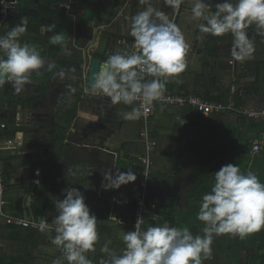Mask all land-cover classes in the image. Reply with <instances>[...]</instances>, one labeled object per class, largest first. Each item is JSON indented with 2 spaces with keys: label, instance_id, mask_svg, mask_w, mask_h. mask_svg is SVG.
Returning a JSON list of instances; mask_svg holds the SVG:
<instances>
[{
  "label": "crops",
  "instance_id": "crops-1",
  "mask_svg": "<svg viewBox=\"0 0 264 264\" xmlns=\"http://www.w3.org/2000/svg\"><path fill=\"white\" fill-rule=\"evenodd\" d=\"M67 1V4L70 3L69 9L65 10L62 6V12L65 15L64 22H60L58 19H38L36 23L37 33L33 38L37 40L38 44L29 46L38 51L45 60V65L32 72L29 76L31 84L27 83L24 87L33 86L35 89L32 97L26 100V104L29 99H32V103L27 105V109L23 111L25 120L21 115V107L16 112L13 100H17L19 94H16L14 88H8L13 91L9 96L0 99V103H5L9 108L8 114H3V117L5 119L14 118L17 123L27 125L32 133L33 142L41 143L39 146L29 149L25 144L23 134L17 133L16 136H21L19 139L25 146L22 154L32 153L44 157L43 154L48 148L47 159L52 162V168L48 174V184L55 186L58 191L68 187L76 188L77 180H82L84 176L86 180L82 181V187L92 178L90 183L94 180L97 193L109 195L111 189L106 191L103 188V184L107 183L104 176L109 172L115 175L117 170H132L136 174V181L126 184L134 188L141 179L139 165L135 161H126L123 154L129 152V156L132 157L142 153H134L137 152L136 150H140L137 144L144 146L141 138L134 141L138 134L140 137L137 130L140 122L139 120H128L119 129L125 114L121 109V104L113 105L110 98L100 96V94L92 95L91 90L87 87V71L84 68L85 53L94 56L95 47L90 46V42L96 35V28L102 30L99 34L113 36L119 30L117 28L116 31H110V29L114 23H119L125 27L119 31L120 36H131L129 34L131 18L129 19V15L128 19L122 16L127 6L131 4V0H126L121 11L108 26L100 27L96 24V18L99 15L103 17L107 15L113 0L110 1V5L107 4L109 1L107 0V5L104 8L97 6L95 8L96 4H92L98 0ZM15 2V10L22 14L14 15V18L21 20V18L27 17L29 19L34 15L37 0H15ZM73 5L77 9L75 8L74 14H69L70 16L67 17V11ZM92 9H95V16L89 19L87 25H82V18L88 15ZM88 29H92V34ZM56 34L63 37L62 41L58 44L50 43ZM261 59L262 54L256 57L255 63ZM58 61L76 64V67L59 68L57 67ZM255 74V67L251 66L246 71L245 77L236 86V89H239L237 92L240 97V107L246 110L264 107V89L260 95L252 96L243 91V85L253 82ZM230 83L225 85L224 92H221L223 87L217 85L216 94L218 96L224 94ZM5 85L8 86V83ZM5 85L3 86L5 87ZM78 91L80 94L76 96ZM73 94L76 96L74 101H72ZM102 100H109L107 102L110 103L105 105L107 102H101ZM233 102V96H230L228 104ZM73 108H75V113H72ZM93 115L98 119L93 121L91 119ZM69 120L70 123L66 128V123ZM188 121L192 127L195 125V120H187L185 125H188ZM141 124L142 129L143 121ZM206 128L208 134L203 135L207 131ZM148 131L150 140L152 138V141L156 143V156L152 162L154 171L149 180V202L153 206L152 211L157 216L163 215V205L165 202L172 201L171 214L174 220L172 226L186 227L193 236L203 235L202 229L205 225L197 219V214L202 197L209 193L214 185L212 175L201 182L199 171L210 158H213L216 152L228 148L232 164L238 165L244 174L255 173L259 181L264 183V118L247 119L244 116L223 114L212 119L202 120L195 130H187L179 115L172 119L165 111H156ZM58 135L63 136L60 144ZM255 144L260 147L258 151H253ZM119 149L123 150V154ZM56 157L58 159L54 161ZM76 168H78V172L75 171ZM28 194L27 205L30 209L31 194ZM21 218H24V213ZM30 218L29 220L33 221L32 213ZM115 225L119 226V221H116ZM30 228H35L38 231L36 227ZM257 244L258 241L255 240L253 233L247 234L243 238L232 234L214 235L211 258L203 260V264H259L258 257L261 253L257 250Z\"/></svg>",
  "mask_w": 264,
  "mask_h": 264
},
{
  "label": "clouds",
  "instance_id": "clouds-1",
  "mask_svg": "<svg viewBox=\"0 0 264 264\" xmlns=\"http://www.w3.org/2000/svg\"><path fill=\"white\" fill-rule=\"evenodd\" d=\"M149 0H141L148 3ZM173 11H178L184 0H165ZM216 11L206 0H195L191 8L194 20L203 21L198 27L202 33L223 36L231 33L234 37L232 57L237 61L251 59L255 44L249 38L247 29L255 24L264 34V0H221ZM28 19L21 18L11 31L0 35V86L10 83L16 94H20L29 82L33 71L41 69L45 60L34 47L21 44L19 38L27 31ZM139 50L133 54L110 55L99 67L91 85V94H103L113 105H131L141 100V107H133L124 114L127 120L139 119L141 108L158 100L166 90V81L186 68L185 56L189 45L180 28L150 3L145 10L131 18L129 33ZM63 37L56 34L50 40L58 44ZM6 57V58H5ZM151 80H145V76ZM93 121L98 117L93 115ZM39 175V171H37ZM132 170H117L104 176L107 183L104 190L119 189L122 185L135 182ZM39 183V181H37ZM64 198L54 200L55 232L52 243L62 248L69 264H91L84 255L94 251L98 241L97 217L85 203V197L78 188L63 190ZM197 219L205 225L203 235L193 236L188 228L149 226L142 229L143 217H137L134 230L123 235L125 251L115 254L108 247V241L101 251L110 259L102 264H203L210 259L214 235L232 234L244 237L264 227V183L253 172L244 174L238 165L226 164L214 173L211 191L202 197ZM51 225L41 220L38 228L50 230ZM54 264H60L55 261Z\"/></svg>",
  "mask_w": 264,
  "mask_h": 264
},
{
  "label": "trees",
  "instance_id": "trees-1",
  "mask_svg": "<svg viewBox=\"0 0 264 264\" xmlns=\"http://www.w3.org/2000/svg\"><path fill=\"white\" fill-rule=\"evenodd\" d=\"M135 1L136 0H132L131 4L127 6L122 14L123 17L128 19L129 15L130 19L140 11L145 10V6L143 7L142 3ZM67 2V0H37V7L34 15L28 19L27 31L19 38L20 43L28 44L30 46L38 44L37 40L33 38L35 33H37L36 23L38 19H58L60 22H64L65 15L62 12V6L66 5ZM125 2L126 0H113L112 6L107 15L105 17L99 15L96 18V24L98 27L108 26L121 11ZM206 2L211 5V12H215V5L216 3L221 2V0H206ZM232 2L235 3L236 0H232ZM194 3L195 0H184V3L181 4L180 9L176 12L174 17L173 22L180 28L189 48L185 56V70L177 76L169 77L167 79L165 91L172 94L196 95L206 100L216 101L227 105L231 87L239 84L241 79L245 77L246 71L253 66L256 70L255 80L244 84L243 91L249 96L260 95L264 89V51L261 48V46L264 45V42L261 45L257 44L255 46V52L253 54L254 56L262 54V59L257 63H252L250 60H245L243 62L236 60L234 80L231 81L227 91L222 96L216 94L218 78L231 77L232 71L230 69L221 68L219 65V58L216 56L214 50V45L218 40L212 38L211 34L202 33L199 30L198 25L203 21H197L192 18L189 10L194 6ZM150 5L154 9L164 12L170 20L173 19L172 16L174 11L170 6L166 5L165 0H151ZM148 6L149 4L146 7ZM19 13L22 14L14 9L11 17H8L7 19L0 18V35H5L20 22L19 18H14V15H18ZM117 25H119V23ZM130 26L131 22L129 28ZM251 29H255L256 32L253 38H250L249 36V31ZM118 30L120 31L119 28ZM119 31L115 33V35L110 36L108 42V47H110V49L114 48L117 40H134V38L129 35L121 37ZM247 33L254 44H256L258 39L263 36V34L260 33V30L256 28L255 24L247 29ZM222 37V42L233 44L234 37L231 33L225 34ZM190 50H194L195 53ZM0 55H3V53L0 52ZM99 59L102 62H105L107 57L102 56L99 57ZM57 67L74 68L76 67V64L58 61ZM150 79H152V77ZM145 80H147L146 76ZM11 92V89L0 86V99L4 96H9ZM79 94L80 91H78L76 96H79ZM233 97L235 106L240 107L239 93L236 92ZM31 101L32 99H29L27 105L32 103ZM133 107H137L136 104L125 105L121 103V109L125 113L130 112ZM156 111H165L170 117H172V119L179 115L187 130H195L202 120L212 119L203 118L195 110L190 108L178 111L175 108L168 106L156 107L153 109V115ZM72 113H75V108L72 109ZM153 115L149 119V129ZM238 117H242V115ZM70 120L67 121L66 128L68 127ZM134 120H139L140 122L137 127V130L140 133L142 119L139 118ZM187 120H195V125L192 127L190 121H188V125H185V123H187L185 121ZM125 121L128 120L122 118L119 129H121L122 124ZM0 122H3L7 129L5 132H0V140L3 137H15L17 133L21 132L25 144L29 149L41 144L39 141L33 142L32 133L27 125L17 123L14 119L7 120L3 118L0 119ZM206 134H208V130L203 133V135ZM62 135H58L59 144L63 139ZM137 139L140 140L139 134L134 141ZM151 140L153 139L151 138ZM154 144L156 148V143ZM137 147L140 148V150H136L137 152L134 153L142 152L141 154H136L142 155L144 146L142 144H137ZM155 148L154 154H152L151 157L152 162H154V157L156 156ZM119 150L123 154V150ZM47 151L48 148H46L43 157L42 155L32 153L11 155L8 150L0 149V171L3 185L6 188L1 195V199L5 201L6 204L1 209L2 215H0V264H54L55 261H59L60 264H69L64 257L62 248L57 247L52 243V239L56 236L54 232L51 230L38 232L35 228H23L7 222L8 217L21 218L23 216L22 202L24 197L30 193L31 203L29 206L33 221L36 224H39L41 220H46L49 225L55 224L54 218L57 213L55 211L54 200L64 198V188L58 191L55 186L48 184V174L52 168V162L47 159ZM128 153L129 152H125L123 158L129 162L135 161L134 157H130ZM58 157L60 158V156ZM58 157H56L54 161H57ZM231 160L232 157L228 154V148H223L216 152L213 158H210L200 168L199 177L201 182L203 179L212 175L214 183V173L219 171L223 165L231 163ZM214 162L216 163L213 165ZM139 169V172H141V166H139ZM37 171H39V175H37ZM75 171L78 172V168H76ZM153 171L154 166H151V177ZM85 180L86 178L84 176L82 177V180L78 179L76 188H78L84 195L85 203L89 206L91 212L97 217V232L99 238L94 245L95 250L87 251L84 255L91 261V264H102V261L110 259L108 253L101 251V248L108 241H111V243L108 244L109 249L114 251L115 254L122 255L125 251L126 246L123 241V235L126 231L133 230L137 190L131 185H125L121 186L118 190L111 189L109 195H99L96 190L97 188L94 186V180H92L91 183L89 180V183L85 182L86 184L83 187L81 186L82 181ZM37 181H39V183H37ZM114 197L117 199L114 200ZM148 203H150L149 199ZM172 204V201L165 202L163 205L164 214L158 216L159 220L156 226H163L165 222H167L169 226L173 225L174 220L171 214ZM149 215H155L152 209ZM116 221H119V226L115 225ZM149 226H155V224L148 222L144 229L146 230ZM253 234L255 240L258 241L257 250L261 253L258 257V262L259 264H264V227L257 232H253Z\"/></svg>",
  "mask_w": 264,
  "mask_h": 264
},
{
  "label": "built area",
  "instance_id": "built-area-1",
  "mask_svg": "<svg viewBox=\"0 0 264 264\" xmlns=\"http://www.w3.org/2000/svg\"><path fill=\"white\" fill-rule=\"evenodd\" d=\"M65 9H69L70 3L63 5ZM16 8L15 0H0V18L7 19L12 16V11ZM195 53L194 50H190ZM120 52L121 54H133L138 53L139 50L135 47V41H127L125 39L117 40L114 48L110 49V55L116 54ZM147 80H151V76L146 75ZM103 95V94H102ZM104 96V95H103ZM106 97V96H105ZM108 98V97H107ZM133 104H136L137 107H141L142 101L137 100L134 101ZM173 107L176 110L183 111L187 108L195 110L198 114H200L203 118H213L215 116L229 114L236 116H244L247 119H260L264 118V107H260L258 109L246 110L242 107H236L233 103H229L224 105L220 102L206 100L202 97L196 95H183V94H172L167 91L163 93V95L158 99L152 102V104L146 106L145 108H141V118L143 121V128L140 132V138L144 143V153L142 155L133 156L136 164L141 166L142 170L140 172L141 179L134 186V189L137 190V200L135 205V216H134V225L137 217L144 218V224L141 226L142 229L145 228L148 222H152L153 224H157L159 218L157 215L150 216L149 213L153 206L148 203L149 199V180H150V167L152 166L151 154L154 151L155 144L149 138V119L153 115V109L156 107ZM6 125L3 122H0V132H5ZM15 137H3L0 140V149L8 150L11 155H19L23 153V145L21 140L17 141ZM260 149L258 144L253 146V151H258ZM5 186L3 185V179L0 171V215H2L1 209L5 206V201L1 199V195L5 190ZM7 222L16 226H20L23 228L36 227L40 232L38 225L34 221L25 219V218H15L8 217ZM51 231L55 232V224H50Z\"/></svg>",
  "mask_w": 264,
  "mask_h": 264
},
{
  "label": "rangeland",
  "instance_id": "rangeland-1",
  "mask_svg": "<svg viewBox=\"0 0 264 264\" xmlns=\"http://www.w3.org/2000/svg\"><path fill=\"white\" fill-rule=\"evenodd\" d=\"M110 1H112V0H109L108 2H107V0L105 1V0H98L96 3H92L93 5L94 4H96V5H94L95 6V8H97V7H100V8H104L107 4L108 5H110L111 4V2ZM106 2H107V4H106ZM131 2H132V0H131ZM138 2H141V0H138ZM151 2V0H149V2L148 3H142L143 4V7L145 6V8H146V6L149 4ZM97 6V7H96ZM75 5H73L72 7H71V9L70 10H68L67 11V17H69L70 15L69 14H71L72 15V13L75 11ZM144 8V9H145ZM77 9V8H76ZM99 9V8H98ZM98 9H96V10H98ZM65 10H67V9H65ZM176 12L177 11H175L174 12V14H173V16H172V18L173 19H171L172 21H174V17H175V14H176ZM95 9H92V11L89 13L88 12V15H85L83 18H82V25H87V23H88V21H89V19L90 18H92V17H94L95 16ZM74 14V13H73ZM70 19V18H69ZM87 27V26H86ZM117 28H119L120 30L121 29H125V27L124 26H121V24H119V25H117V24H113L112 25V27H111V29H110V31H116L117 30ZM94 29V28H93ZM108 30V29H107ZM88 31H89V33L90 34H92V29L90 30V29H88ZM125 34H127L126 32H125ZM124 34V35H125ZM256 34V32H255V29H251L250 31H249V36H250V38H253L254 37V35ZM126 36V35H125ZM212 38H215L216 40H218V42L214 45V50H215V54H216V56L219 58V65H220V67L221 68H225V69H230L231 71H232V76L231 77H219L218 78V84L217 85H219V87L221 86V87H223V89H221V92H224L225 91V85H227L229 82H231L232 80H234V73H235V70H236V60L232 57V55H231V53H232V49H233V44L232 43H228V42H222L221 40H222V36H211ZM258 38V37H257ZM220 40V41H219ZM264 42V34H263V36H261V38L260 39H258V41H257V43L255 44V46L257 45V44H262ZM261 48L263 49V51H264V45L263 46H261ZM256 57L257 56H254L253 55V57L251 58V59H247V60H250V61H252V63H255L256 62ZM253 69V68H252ZM254 72V71H253ZM30 78V77H29ZM32 78V77H31ZM31 84V81L29 80V82H28V84ZM29 84V85H30ZM237 85H239V84H237ZM237 85H234L235 87V89L234 88H231V91H230V93L231 94H229V97L230 96H233L239 89H236V86ZM5 87L6 88H13L12 87V85L10 84V83H8V86H6L5 85ZM89 90H91V88H88ZM34 87L33 86H28V87H26V88H24V90L18 95V99L17 100H13V102L15 103V105H16V112L20 109V107H21V115H22V118L25 120V116H24V113H23V111H25L27 108V104H26V100L28 99V98H30V97H32L31 95H33V93H34ZM11 91H13L12 89H11ZM220 92V93H221ZM223 94H221V96H222ZM100 96H102V94H100ZM15 97H17L16 96V94H15ZM74 98H75V95L73 94V96H72V101H74ZM233 99H234V97H233ZM107 101H109V100H102L101 102H107ZM100 103V102H99ZM110 102H107L105 105H108ZM5 103H0V119H5V117H3L4 115L3 114H5V115H7L8 114V111H9V108H8V105H4ZM233 104L235 105V101L233 102ZM11 114V113H10ZM12 115V114H11ZM14 119V118H13ZM7 120H12V119H7ZM19 138H21V136L20 135H18L17 137H16V139H17V141H19V140H21V139H19ZM22 145H23V148H25V146H24V143H22ZM233 240H235V239H233ZM234 242V241H233Z\"/></svg>",
  "mask_w": 264,
  "mask_h": 264
},
{
  "label": "water",
  "instance_id": "water-1",
  "mask_svg": "<svg viewBox=\"0 0 264 264\" xmlns=\"http://www.w3.org/2000/svg\"><path fill=\"white\" fill-rule=\"evenodd\" d=\"M191 12V10H189ZM97 32H95V36L92 38L90 42V46L95 47L94 49V56H89L86 52L84 55V63H85V70L87 71V87L91 88L92 83H94V76L98 71L99 67L102 65L101 60L99 57L104 56V52L107 49L108 42L110 40V35L108 34H99L102 30L100 28H96ZM104 31V30H103ZM29 194L23 200V213L24 218L31 219V212L27 205Z\"/></svg>",
  "mask_w": 264,
  "mask_h": 264
},
{
  "label": "flooded vegetation",
  "instance_id": "flooded-vegetation-1",
  "mask_svg": "<svg viewBox=\"0 0 264 264\" xmlns=\"http://www.w3.org/2000/svg\"><path fill=\"white\" fill-rule=\"evenodd\" d=\"M109 54H110V47L107 46V49L104 52V56L107 57V59H108ZM101 63H104V62L101 61Z\"/></svg>",
  "mask_w": 264,
  "mask_h": 264
},
{
  "label": "bare ground",
  "instance_id": "bare-ground-1",
  "mask_svg": "<svg viewBox=\"0 0 264 264\" xmlns=\"http://www.w3.org/2000/svg\"><path fill=\"white\" fill-rule=\"evenodd\" d=\"M16 131V130H15ZM140 170V169H139Z\"/></svg>",
  "mask_w": 264,
  "mask_h": 264
}]
</instances>
